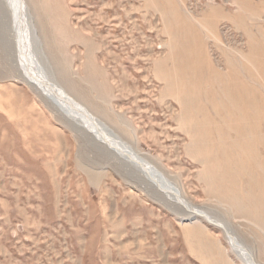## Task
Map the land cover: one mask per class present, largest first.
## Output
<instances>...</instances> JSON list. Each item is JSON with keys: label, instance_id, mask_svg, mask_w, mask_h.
Returning a JSON list of instances; mask_svg holds the SVG:
<instances>
[{"label": "rangeland", "instance_id": "rangeland-1", "mask_svg": "<svg viewBox=\"0 0 264 264\" xmlns=\"http://www.w3.org/2000/svg\"><path fill=\"white\" fill-rule=\"evenodd\" d=\"M27 2L52 76L264 264V0ZM3 6L0 194L25 200L0 231L26 245L21 264H106L115 246L148 262L163 236L246 264L220 226L155 196L19 77Z\"/></svg>", "mask_w": 264, "mask_h": 264}, {"label": "bare ground", "instance_id": "bare-ground-1", "mask_svg": "<svg viewBox=\"0 0 264 264\" xmlns=\"http://www.w3.org/2000/svg\"><path fill=\"white\" fill-rule=\"evenodd\" d=\"M0 4L7 10L6 21L10 26L8 40L13 44L19 77L22 80L44 97L66 122L87 131L108 154L121 160L131 169L132 174L145 181L150 187L152 186L151 190L155 196L157 193L162 194L168 203L180 208L186 218L190 219L194 216L193 219L202 217L210 222L213 221L215 225L225 230L232 249L246 264H262L225 222L210 215L206 209L192 205L183 196L179 186L169 179L162 169L160 170L150 160L151 158L141 154L136 146L125 140L104 120L95 116L60 84L54 74L52 76L53 72L48 71L46 64L44 66L42 60L35 54V46L40 40L27 0H0Z\"/></svg>", "mask_w": 264, "mask_h": 264}, {"label": "crops", "instance_id": "crops-1", "mask_svg": "<svg viewBox=\"0 0 264 264\" xmlns=\"http://www.w3.org/2000/svg\"><path fill=\"white\" fill-rule=\"evenodd\" d=\"M5 182L1 184V188L7 190L8 186ZM17 191V193L15 192ZM11 190L14 193V198L6 197L3 194H0V227L3 226L5 223L13 222V214L10 213V208L8 206H15L20 208V202L25 200V198H20L21 190ZM7 210V213H6ZM27 221H30L32 217L27 212L19 211ZM110 216V215H109ZM8 221V222H7ZM25 226L26 222H24ZM9 229V228H8ZM8 229L1 228L0 231V264H5L8 260L11 261L12 264H21V257L18 256L16 250H19L21 247H26L25 244L17 245L16 241L14 240V244L7 243V240H11L10 233ZM2 232V233H1ZM2 234V235H1ZM20 237V236H19ZM28 238V237H27ZM22 241V238H19ZM18 239V240H19ZM30 239V238H29ZM22 243V242H21ZM155 245H152V253L147 256L148 262H142L139 260H133V255H136L141 258H146V256L141 255L139 250H129V248L119 249V246H115V250H111L105 259L106 264H228L227 261H223L221 258H217L216 251L217 249L211 248L205 253H196L195 248L193 247L192 241L189 244L185 245H178V244H168L166 243L165 237L163 236V241L155 242ZM152 244V243H151ZM16 249V250H15ZM183 249V253H182ZM137 257V258H138ZM182 257V259H181ZM193 258L195 260H193Z\"/></svg>", "mask_w": 264, "mask_h": 264}, {"label": "built area", "instance_id": "built-area-1", "mask_svg": "<svg viewBox=\"0 0 264 264\" xmlns=\"http://www.w3.org/2000/svg\"><path fill=\"white\" fill-rule=\"evenodd\" d=\"M64 242L66 243L67 241H66V239H64ZM66 245V244H65ZM66 248V247H65ZM63 252H65V249L63 248Z\"/></svg>", "mask_w": 264, "mask_h": 264}, {"label": "water", "instance_id": "water-1", "mask_svg": "<svg viewBox=\"0 0 264 264\" xmlns=\"http://www.w3.org/2000/svg\"><path fill=\"white\" fill-rule=\"evenodd\" d=\"M193 218H195L194 216L191 218V219H193ZM208 221V220H207ZM209 222V221H208ZM210 223H212V222H210ZM215 225V224H214ZM217 226V225H216ZM224 230V229H223ZM225 231V230H224ZM226 234V233H225Z\"/></svg>", "mask_w": 264, "mask_h": 264}]
</instances>
